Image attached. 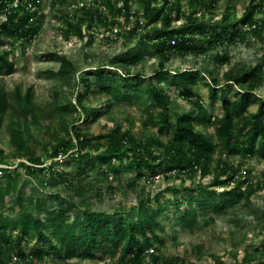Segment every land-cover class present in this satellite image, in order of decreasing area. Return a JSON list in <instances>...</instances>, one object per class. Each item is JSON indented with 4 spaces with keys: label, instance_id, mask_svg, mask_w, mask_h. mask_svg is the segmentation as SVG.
Masks as SVG:
<instances>
[{
    "label": "trees",
    "instance_id": "obj_1",
    "mask_svg": "<svg viewBox=\"0 0 264 264\" xmlns=\"http://www.w3.org/2000/svg\"><path fill=\"white\" fill-rule=\"evenodd\" d=\"M100 1L102 9L85 5L77 7L74 12L76 21L68 19L66 15V35L82 38L84 33L81 26L84 24V28H89L94 22L112 31L113 25L124 26L133 16L132 25L126 29L129 40L133 41L126 45L133 46L137 42L138 46L119 57L118 65L124 69L138 62L146 50L158 56V67L147 76L142 73L132 75L129 69L115 73L103 65L81 71L76 84L85 90L74 91V96L72 92L62 110L72 113L81 109L84 113L82 121L91 123L121 101H148L158 111L148 116L143 124L147 126L149 121L157 125L156 132L138 138L131 131L115 126L106 132L91 135L62 120L59 122L60 129H52L49 133V123H46L49 116L44 117V120L39 119L41 114L37 113V106L32 102L30 88L22 93L19 88L6 91L0 87V126L7 118L4 126L9 141L26 160L18 161L14 169H21L33 177H39L41 172L46 173V179L39 180L47 186L86 172V167L98 168L104 175L110 172L113 177L124 166L138 177L151 176L153 179L156 173L168 176L176 172L177 175L186 174L190 177L211 174V180L207 184L198 181L194 186H183V189L168 186L167 190L174 197L167 203L160 200L164 195L162 192L153 196L156 201L154 205L147 203L151 201L149 197L140 200L134 221L130 216H117L116 212L110 215L106 211L92 210L85 199L79 197L80 190L77 191V187H74L77 197L48 193L44 198H22L21 195L13 194V178L0 150V162L5 165L0 166L5 180L2 182L0 179V201L11 196L8 199L10 201L11 198V212H14L11 222L0 211V264H45L35 260L41 261L51 251L58 252L63 260L72 257L92 259L95 256L92 251L101 243L105 247L119 246V260L115 264H141L145 256L150 257L149 264H185L176 256L162 258L153 253L152 239L158 238L156 229L161 227L158 217L165 208L173 206L178 213V224L194 231L202 222H214L216 218L225 216L224 211L227 209L233 213L241 202L248 206L256 190L264 188V172L253 181L249 169L242 171L240 164L235 165L225 159V154H240L242 158H248L257 153L264 158V89L262 95L255 93L258 87H264V53L253 65L235 66L226 71L223 84L210 73L207 83L209 99L220 101V116L211 115L201 99L187 88L188 84L196 81L198 73L195 70L184 69L171 73L164 65L175 54L184 56L191 52H205L206 47L192 43L193 36L204 35L207 44L215 46L242 40L250 35L264 48V17H255V12L263 10L262 3L248 0L240 16L242 24L239 29L236 20L229 19L228 11H224L220 19L214 21L194 17L200 8L210 10L214 0H187L192 11L176 26H172V21L183 13L179 0H121L119 5L117 0ZM133 2L138 3L139 9L132 8ZM39 7V0H0V42L8 38L27 39L36 34L38 27L33 17L41 16ZM78 11L81 14L77 17ZM118 17L123 18V23L118 21ZM139 18L142 24H139ZM156 24L159 26L156 27ZM148 26L152 27L151 31ZM171 38L175 39L174 44L168 42ZM8 53L4 49L0 50V75L8 74L13 69ZM215 59L219 63L228 60L224 54L218 53ZM77 70L74 61L62 57L57 71L63 82L69 84L71 79L74 80ZM168 86L174 87L190 100L189 109L176 113L173 119L169 112L171 95ZM232 86L238 91L233 98H229L226 88ZM90 95L98 97V107L85 106V98ZM13 100L18 102L16 107ZM253 103H256L255 110H250ZM52 107L61 111L54 104ZM30 124H38L41 130L48 132L46 136H50L52 143L44 147L41 154H37L33 146L26 145L24 133L29 131ZM207 128H212V135L205 131ZM169 131L171 138L163 143L159 136ZM217 149L220 155L215 160L213 155ZM61 155H65L64 163H61L70 166L68 171L57 170L55 166L61 163L56 159L48 164L43 162V156L53 159ZM68 182L73 183V179ZM48 200H55V207H48ZM10 223L15 230L12 237L7 234ZM29 233H35L39 239H43L45 246L26 253L22 244L28 239ZM261 241L262 248L255 247V252H264V237ZM159 243H162V239H159ZM210 264L220 262L217 260ZM256 264H264V258Z\"/></svg>",
    "mask_w": 264,
    "mask_h": 264
},
{
    "label": "rangeland",
    "instance_id": "obj_2",
    "mask_svg": "<svg viewBox=\"0 0 264 264\" xmlns=\"http://www.w3.org/2000/svg\"><path fill=\"white\" fill-rule=\"evenodd\" d=\"M41 16L36 15L33 21L37 24V33L27 39H4L0 42V50L9 51L8 57L13 62V69L8 74L0 75V87L6 91H12L19 88L23 93L27 88H30L32 93V102L37 106V113L40 120L49 116L46 120L49 123V130L60 129V121H68L71 125H75L82 131L88 134L96 135L100 132H106L111 128L118 126L121 130H129L136 137L143 138L156 132L157 125L147 122V126L143 124L148 116L154 115L158 109L154 108L148 101L127 100L121 101L118 105H113L112 109L103 113L95 121L88 123L82 121L84 113L81 109H77L72 113L67 110H62V107L67 103L71 93L81 89L83 86L76 84L77 77L81 71H87L95 65H103L115 73H121L124 69H129L132 75L142 73L147 76L152 74L158 67V56L153 52L144 51L142 58L127 67H120L118 65L119 57L127 55L128 51L136 48L137 42L132 43L129 40L126 29L131 26L134 18L129 19L130 22L124 26L117 24L113 25V30L103 27L98 22L92 23L89 28H84L83 37L79 38L73 34L66 35L65 21L66 15L68 19L76 21L74 14L77 7L85 5L97 6L102 9L103 5L100 0H39ZM113 1V0H112ZM121 0H117L118 5ZM209 1V0H207ZM214 6L207 11L200 8L195 14V18L204 17L206 20H219L224 11H228L229 19L236 20V27L240 29V16L243 14L247 6L248 0H214ZM262 3L263 10L255 12V17H264V0H259ZM181 16L172 21V26H176L181 21L185 20V16L191 13V6L188 5L187 0H179ZM98 4V5H97ZM138 3L133 2L132 8L139 9ZM107 9H105V12ZM81 14L77 12V17ZM174 16V13H172ZM3 17V15H2ZM35 19V20H34ZM119 22L123 23L122 17L117 18ZM131 24V25H130ZM159 26L156 24V27ZM110 27V26H108ZM152 27L148 26L151 31ZM206 36H193L192 43L202 48L206 47L205 52L187 53L184 56L175 54L165 62V66L171 73L184 69L195 70L198 74L194 83L188 84L197 97L207 108L208 112L213 116L221 115L220 101H210L207 83L209 82L210 73L216 76L223 84L224 73L230 68L241 65H253L259 56L264 53V48L261 47L253 37L247 35L245 39L236 40L235 42H226L223 45L209 46L206 41ZM130 47V48H128ZM224 54L227 61L219 63L215 59V54ZM67 58L77 65L74 80L71 79L69 84H65L60 78L58 67L61 58ZM112 61L113 63L109 62ZM87 76V75H84ZM93 81L94 79L91 78ZM78 85V86H77ZM224 84L223 86H226ZM171 95L169 104V112L174 118L176 113L187 111L190 107V100L186 96L179 93L172 86H168ZM222 88V87H221ZM227 96L233 98L238 90L228 87ZM263 86L256 89L255 93L262 95ZM127 92V91H126ZM145 100V99H144ZM99 99L96 96H86L85 106L98 107ZM18 102L13 100V105L16 107ZM56 105L61 108V111L53 108ZM256 103L250 105V110H255ZM49 113V115H46ZM172 121V120H171ZM7 118L3 120V125L0 126V150L2 151V158L6 159L9 172L12 175L11 189L13 194L21 195L22 198L28 197H46L48 193H58L66 196L67 194L75 195L80 190V196L85 199L88 206L92 210L106 211L110 215L126 218L130 216L134 221L136 220L137 203L140 200L151 198L147 203L149 205L156 204L153 196L159 192L164 194L160 200L167 203L169 199H173L174 195L167 190L168 186H175L183 189V186H194L200 181L207 184L211 180V174L205 176L196 175L190 177L186 174L177 175L176 172L171 175H162L156 173L152 177H138L136 174L124 166L122 170L117 172L116 177L112 176L110 172L102 174L98 168L86 167V172L69 176L64 179L57 180L53 185H45L40 183L39 178L44 181L47 177L46 173H40L39 177H33L26 174L21 169H14L17 162L26 160L21 157L17 149L9 141L8 134L5 130ZM212 135V128L205 130ZM41 130L38 124H30L29 131L24 133L28 146H33L37 154L44 151V147L52 143L48 133ZM49 132V133H50ZM163 143H166L171 138V131L159 136ZM75 149H72L73 151ZM218 150L214 153L215 160L219 157ZM158 151V150H157ZM44 164L50 163L51 160H58L64 163L65 155L57 156L56 158H46L43 156ZM228 157V158H227ZM225 159L235 165H241L242 171L249 169L253 181L259 179L264 172V158L260 153L248 158H242L240 154L232 156L225 154ZM214 160V161H215ZM116 163H119L116 160ZM213 161V164L215 163ZM55 166L56 169H70L69 165L62 164ZM212 164V165H213ZM0 166H5L0 162ZM16 170V171H13ZM46 172V171H45ZM43 174V175H42ZM159 175V176H157ZM156 176V177H155ZM2 172H0V179L4 182ZM42 177V178H41ZM80 177V180H79ZM73 179V183L68 181ZM80 182V183H79ZM234 183V182H233ZM4 184V183H2ZM77 184V185H75ZM74 187L78 188L75 191ZM221 188L218 190L220 191ZM183 191H180V193ZM76 193V194H75ZM8 196L6 200L0 201V211L4 212L12 222L14 212L12 211L11 198ZM182 199V198H180ZM55 200L47 202V206L55 207ZM264 188L257 189L254 195L250 198V204L245 206L239 203L233 213L230 209L224 211L225 216L216 218L214 222H202L199 228L194 231H189L182 228L178 224V213L173 206L165 208L159 215L161 227L156 229L157 237L152 239L153 253L160 257L176 256L181 263L185 264H210L214 261H219L220 264H256L261 258H264V252H255L254 248H262V238L264 237ZM10 223L7 234L11 237L15 230L12 229ZM162 239V243H159ZM45 242L39 239L37 235L29 233L28 239L22 244V249L26 253L44 247ZM119 248V246H118ZM114 246L105 247L101 243L97 249L93 250L94 258L86 257H72L68 260H63L60 254L51 251L44 255L41 261L45 264H115L119 260L120 252ZM150 257L145 256L141 264H149ZM244 260V261H243Z\"/></svg>",
    "mask_w": 264,
    "mask_h": 264
},
{
    "label": "built area",
    "instance_id": "obj_3",
    "mask_svg": "<svg viewBox=\"0 0 264 264\" xmlns=\"http://www.w3.org/2000/svg\"><path fill=\"white\" fill-rule=\"evenodd\" d=\"M130 18H131V16H130ZM138 22H139V24H142V19L139 18ZM168 42H169L170 44H174V43H175V39H174V38H171ZM157 176H159V175H157ZM155 177H156V176H155ZM149 251H152V248H149ZM15 259H16V257L14 256V257H13V260H15Z\"/></svg>",
    "mask_w": 264,
    "mask_h": 264
}]
</instances>
